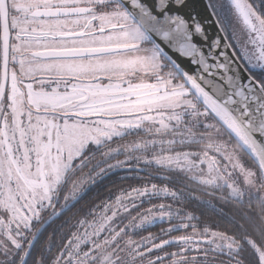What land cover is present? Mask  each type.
<instances>
[{
  "label": "snow or ice",
  "instance_id": "6c2138e0",
  "mask_svg": "<svg viewBox=\"0 0 264 264\" xmlns=\"http://www.w3.org/2000/svg\"><path fill=\"white\" fill-rule=\"evenodd\" d=\"M207 6L0 0V264H264V0Z\"/></svg>",
  "mask_w": 264,
  "mask_h": 264
},
{
  "label": "trees",
  "instance_id": "16d2710c",
  "mask_svg": "<svg viewBox=\"0 0 264 264\" xmlns=\"http://www.w3.org/2000/svg\"><path fill=\"white\" fill-rule=\"evenodd\" d=\"M222 3H223V0H222ZM221 9L227 10L230 13V14H222V13L219 12L220 18H221V20L223 22V25H224V28L229 33H232L233 32V27H232L231 22L234 20L235 23L233 24V26H235V27H238V22H237L235 16L233 15L232 10L228 7L227 4H223V7ZM231 19H232V21H231ZM228 24H230V26L232 28V31H231L230 26ZM154 182L159 183V181H154ZM209 199H212V203H208V200ZM195 203H196V205L198 207L201 208V210H202L203 215H204L205 218H208L210 220H215V221H217L219 223L226 222L227 217L224 216L218 210L220 208H223L224 211L227 212L228 211V208L226 206H224L223 203L221 201H219L217 198L208 197V196L205 195V199L204 200L197 201ZM199 214L200 213H198V215ZM158 226H159V222H157V224H154V225L150 226L148 228V230H155V228L158 227Z\"/></svg>",
  "mask_w": 264,
  "mask_h": 264
},
{
  "label": "water",
  "instance_id": "95a60500",
  "mask_svg": "<svg viewBox=\"0 0 264 264\" xmlns=\"http://www.w3.org/2000/svg\"><path fill=\"white\" fill-rule=\"evenodd\" d=\"M193 14H198V17L205 22L208 35L210 38H215L220 33V25L217 24L216 18L208 9L207 0H190L188 9Z\"/></svg>",
  "mask_w": 264,
  "mask_h": 264
},
{
  "label": "rangeland",
  "instance_id": "374dc122",
  "mask_svg": "<svg viewBox=\"0 0 264 264\" xmlns=\"http://www.w3.org/2000/svg\"><path fill=\"white\" fill-rule=\"evenodd\" d=\"M218 11L220 12V13H222V14H230L227 10H224V9H218ZM231 21H232V19H231ZM235 22H234V20L231 22V24H232V27H233V31L235 30V29H237V27H235V26H233V24H234ZM229 26H230V24H228ZM230 29H231V31H232V28H231V26H230Z\"/></svg>",
  "mask_w": 264,
  "mask_h": 264
}]
</instances>
